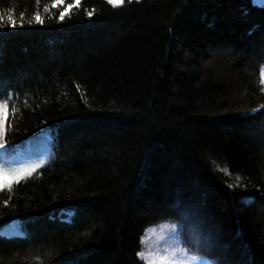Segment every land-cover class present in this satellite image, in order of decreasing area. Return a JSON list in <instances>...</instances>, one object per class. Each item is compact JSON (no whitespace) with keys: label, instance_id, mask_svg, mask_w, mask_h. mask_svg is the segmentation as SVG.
<instances>
[{"label":"trees","instance_id":"obj_1","mask_svg":"<svg viewBox=\"0 0 264 264\" xmlns=\"http://www.w3.org/2000/svg\"><path fill=\"white\" fill-rule=\"evenodd\" d=\"M65 6L0 0V103L20 144L0 178V264H142L163 223L201 261L264 264V8L80 0L60 21Z\"/></svg>","mask_w":264,"mask_h":264},{"label":"snow or ice","instance_id":"obj_2","mask_svg":"<svg viewBox=\"0 0 264 264\" xmlns=\"http://www.w3.org/2000/svg\"><path fill=\"white\" fill-rule=\"evenodd\" d=\"M37 2H39V0H37ZM108 2L110 4H113V5H122L125 0H108ZM130 2V0H129ZM66 4V0H51V8L52 9H59L61 8L62 6H65ZM80 4V0H73V2L71 4H67L63 11H60L59 12V16H58V19L60 21H63L65 19L66 16H70L71 14V9L78 6ZM51 9L45 7V11H50ZM92 12H88L87 15L89 17L92 16ZM22 17H23V14H22ZM35 21L37 23H43V18L41 17L40 13L39 12H35L34 13V17ZM4 17L2 15H0V25L3 24L4 22ZM7 20H8V25L10 27H15L16 26V20L13 16L9 15L7 17ZM262 77H264V73L261 74ZM7 119H8V116H7V105L4 104V103H0V137H3L5 132V127H6V124H7ZM0 147H3V143H0ZM5 177V174L3 172H0V178H4ZM16 178H19V174H17ZM4 187V185L2 183H0V188ZM137 256L140 257L141 259H143L142 257V254L140 252L137 253ZM70 264H79V260H72L70 261Z\"/></svg>","mask_w":264,"mask_h":264},{"label":"rangeland","instance_id":"obj_3","mask_svg":"<svg viewBox=\"0 0 264 264\" xmlns=\"http://www.w3.org/2000/svg\"><path fill=\"white\" fill-rule=\"evenodd\" d=\"M152 228L154 227L148 231ZM148 233L143 242L148 239ZM177 242L178 244L168 237H160L151 241L143 250L145 258L149 261L148 263L144 260L145 264H177L176 258L181 255V248L177 246L180 245L179 240ZM179 264H189V262L183 257Z\"/></svg>","mask_w":264,"mask_h":264}]
</instances>
